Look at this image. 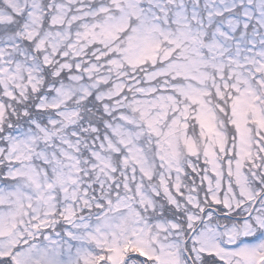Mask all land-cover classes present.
<instances>
[{
  "label": "snow or ice",
  "instance_id": "6c2138e0",
  "mask_svg": "<svg viewBox=\"0 0 264 264\" xmlns=\"http://www.w3.org/2000/svg\"><path fill=\"white\" fill-rule=\"evenodd\" d=\"M0 264H264V0H0Z\"/></svg>",
  "mask_w": 264,
  "mask_h": 264
}]
</instances>
